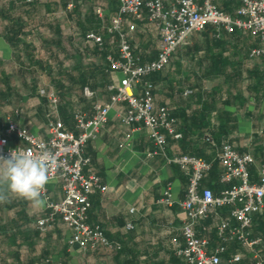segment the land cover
Wrapping results in <instances>:
<instances>
[{"label": "crops", "instance_id": "0c3cea01", "mask_svg": "<svg viewBox=\"0 0 264 264\" xmlns=\"http://www.w3.org/2000/svg\"><path fill=\"white\" fill-rule=\"evenodd\" d=\"M28 2L36 4L32 7ZM90 3L94 4V12L99 5L105 11L103 20L95 13L101 22L99 34L105 39L104 47L97 45L107 54L118 56L117 41L107 30L118 10V2L85 0L81 8L83 15L89 12L90 9L84 8ZM215 3L224 12L236 16L242 0H215ZM49 4L56 8L53 12L47 11ZM70 4L75 7L71 0L68 9H72ZM19 18L22 20L16 25ZM49 23L53 25L49 27ZM54 25L59 27L60 35L53 29ZM124 28L143 63L157 57L160 34L146 13L141 19L128 16ZM12 29L22 39L16 49L4 37L14 32ZM74 30L62 0H0V133L8 128L10 119L20 128L48 138V100L41 95L42 88L54 89L59 94L60 116L66 127L77 133L73 118L76 112L90 119L95 114L96 103L110 102V86L117 85L122 75L110 71L106 58L91 55L96 43L79 38ZM66 37H73V41ZM48 39H61L64 46L67 39L69 49L81 47L85 54L80 65L87 67L89 73L91 68L98 67L99 73L86 86L94 92L93 97L85 95L86 87L82 89L79 84L76 70L70 77L59 75L62 68L57 70L56 77L64 88L62 98L54 84L50 85L49 81L42 84L47 82L44 75L40 76L39 88L33 86L35 77L20 68L23 62L29 64L23 48L32 45L40 58L51 61L43 55ZM261 45L259 38L238 28L229 32L208 26L187 38L165 71L148 78L154 84L155 108L168 107L176 118V131L181 134L179 139L167 135L164 153L153 154L156 146L148 128L122 124L120 116L129 107L126 102L114 105L99 137L88 141L84 152L91 158V164L86 170L99 175L107 186L105 192L90 195L88 222L101 226L111 241L122 244L121 250L102 247L83 250L71 244L72 232L60 217L46 231H41L38 221L48 214L47 198L58 201L63 196L61 181L50 179L45 186L46 205L42 209L14 196L0 203V264H179L174 239L183 243L181 228L186 215L180 202L186 197L188 177L177 164L169 163L168 158L192 155L211 162L212 168L203 184L219 196L232 185L221 181L223 167L218 158L222 145L230 142L240 154L255 158L251 174L252 180L258 182L257 170L264 163V57L254 58L251 51ZM65 58L59 52L56 67L73 70L75 62ZM65 113L69 115L67 118ZM18 142L13 133L10 144ZM168 185L172 189L173 206L160 202ZM230 211V206L217 209L202 221L200 227L206 230L200 235L212 247L221 243L216 227L221 219L229 218ZM260 217H254V238L264 237L257 230ZM129 224L133 228H128ZM230 248L233 251L226 255ZM227 252L228 259L236 253L243 254V264L252 257L249 249L235 241L227 244Z\"/></svg>", "mask_w": 264, "mask_h": 264}, {"label": "built area", "instance_id": "2783aa9c", "mask_svg": "<svg viewBox=\"0 0 264 264\" xmlns=\"http://www.w3.org/2000/svg\"><path fill=\"white\" fill-rule=\"evenodd\" d=\"M116 1L118 10L107 30L117 41L118 56L110 52L106 60L110 71L118 72L122 77L117 85L110 86V90L114 92L110 102L96 103L95 114L90 119L84 113L76 112L73 118L77 133L69 130L60 116L59 94L54 89L42 88L40 93L48 100V138L22 129L10 119L8 128L0 133V155L4 157H8L16 149L33 155L44 151L55 155L56 164L50 169L49 175L51 179L61 181L63 196L58 201L47 198L48 214L38 221V227L41 231H46L60 217L72 232L71 244H77L83 250L102 247L119 251L123 248L121 243L111 241L101 226L88 222L90 195L97 191L105 192L107 186L102 184L99 175L87 172L91 158L85 155L84 149L88 141L99 137L109 121L114 105L126 102L129 107L120 116L122 124L148 128L156 146L153 154L164 153L168 144L167 135L179 139L181 134L176 131L177 121L170 109L166 106L155 108L154 84L148 78L167 69L174 54L188 37L195 32L204 31L208 26L229 32L238 28L261 41L262 45L254 48L251 56L264 57V0H242L236 16L221 10L215 0ZM72 7L70 4L69 8ZM95 13L99 19L105 18L102 6H97ZM144 13L161 39L157 57L148 63H143L135 53L130 34L124 28L128 16L141 19ZM86 40L101 47L105 44L104 37L95 32L89 33ZM84 93L88 97L94 96V92L88 87ZM13 133H16L19 142L11 145L10 136ZM218 158L223 167L221 181L232 183L219 196L203 184L212 168L211 162L192 155L168 158L169 163L177 164L188 177L186 197L180 202L186 215L181 228L183 243L174 239L179 264H222L227 244L232 241L249 249L252 257L244 264H264V237H253L254 217L260 215L264 219V163L257 170L258 182H254L251 166L255 165V158L251 154H240L230 142H226L222 145ZM171 190V185H168L161 203L174 205ZM45 194L44 189L43 195ZM226 206L231 207L230 216L221 219L216 227L221 243L212 247L210 241L200 235L202 230H206L200 227L201 223L213 211ZM128 228L133 226L129 224ZM227 264H243V254L236 253L227 260Z\"/></svg>", "mask_w": 264, "mask_h": 264}, {"label": "trees", "instance_id": "16d2710c", "mask_svg": "<svg viewBox=\"0 0 264 264\" xmlns=\"http://www.w3.org/2000/svg\"><path fill=\"white\" fill-rule=\"evenodd\" d=\"M70 2H71V0H62V6H63V9L66 11L67 18L71 21L72 24H74V27H75L74 33L79 38H84V39H86V36L91 32L99 33L100 28H101V22L99 19H97L95 12L92 8L94 6V4L90 3L89 12L86 13L85 15H83L81 12V8L84 5L85 0H73L75 7L72 9H68V5ZM28 4H30L32 7H34V5L36 3L28 2ZM55 9L56 8L54 7L53 4H49L47 7L48 12H53ZM17 20L18 21H16V25H19L20 24L19 22L22 19L19 18ZM52 25L53 24L49 23V27H51ZM53 29L57 33L60 32L59 27L56 25L53 26ZM12 31H14V32H12L11 34H5L4 37H5V40L11 46H13L16 49L22 44V39H20V37H19L20 36L19 32H15L16 30H14V29H12ZM60 34L61 33H58V35H60ZM68 39L71 42L73 41V37H68ZM46 44H47L46 53H47L48 59L51 60L53 63L57 62L58 53L61 52L65 55L66 58L69 55H71V59H72V61L75 62V65L73 66V70H69V69H66L63 67H60V68L57 67L56 68V66H54L51 63V61H45L43 58H40L37 54L36 49L34 47H32V45L30 46L29 44H27V45H25L23 50L25 52L26 57L29 60V64L25 65V63L23 62L21 64V66L24 68H22V67H20V68L22 70H25L26 72H28L31 76L35 77L34 78L35 81H34L33 86L35 85L36 87L38 86V88H39L40 76L46 75L49 77V82L54 84V86L60 90V93H62V96H61V98H62L64 96V91H63L64 88L62 86L61 81H59L56 77V76H58L59 69L62 68V70L59 71V75L68 76V77H70L72 75V73L74 72V70H76L78 72V76L80 78L79 84H81L82 89L90 84L89 83L90 78L96 77V75L99 73L98 67L91 68L92 70L89 73L87 67H82L80 65V61L83 57V54H85L84 51L81 49V47H75L74 46V49L72 50V53L70 54L68 52L69 50H67V48H65V46L63 45V41L61 39H48V40H46ZM53 46L54 47L57 46V49L55 50ZM87 51L91 52L89 50H87ZM91 55L96 56V57H101L103 60L106 58L107 53L104 52L96 44L95 48L91 52ZM108 67H109V65H108ZM3 83L5 84L6 88H8L7 80H4ZM46 89L48 90V88H46ZM113 94H114V92H112V94L110 96V100H111V97ZM43 97L46 98V96H43ZM61 110H62V108H61ZM64 115L66 118L69 116L68 113L67 114L65 113ZM254 222H256L255 219H254ZM257 223H258V225H257L258 229L257 230L261 231L262 234H264L263 216H261L259 219H257ZM232 251H233L232 248H230L226 255H228ZM226 255L224 254L222 256V260H223L222 264H227L228 257Z\"/></svg>", "mask_w": 264, "mask_h": 264}, {"label": "clouds", "instance_id": "9594fccd", "mask_svg": "<svg viewBox=\"0 0 264 264\" xmlns=\"http://www.w3.org/2000/svg\"><path fill=\"white\" fill-rule=\"evenodd\" d=\"M55 164L56 157L50 151L33 155L16 149L8 157L0 155V201L14 196L42 209L46 205L43 192Z\"/></svg>", "mask_w": 264, "mask_h": 264}, {"label": "rangeland", "instance_id": "374dc122", "mask_svg": "<svg viewBox=\"0 0 264 264\" xmlns=\"http://www.w3.org/2000/svg\"><path fill=\"white\" fill-rule=\"evenodd\" d=\"M85 5L87 6L88 4H85ZM87 7H88V8H84L85 11L88 10V9H90V8H89L90 5H88ZM68 26H69V25H66L65 27H68ZM66 38H68V37H66ZM65 43H66V44H65L66 48L69 50L68 52L71 54L73 49H72V48L69 49V46H68L69 44H68V40H67V39H65ZM43 55L46 56L47 53H43ZM61 55L64 56L63 53H61ZM68 57H69V58H68ZM68 57H67V60L72 61V59H71V55H69ZM65 59H66V58H65ZM53 65L56 66V63L54 62ZM56 68H57V67H56ZM56 72H57V71H56ZM44 77H45V79L47 80V82L44 81L45 83H42V84H45V85L49 84V82H48V81H49V77L46 76V75H44ZM50 85H53V84L50 83ZM53 86H54V85H53Z\"/></svg>", "mask_w": 264, "mask_h": 264}, {"label": "water", "instance_id": "95a60500", "mask_svg": "<svg viewBox=\"0 0 264 264\" xmlns=\"http://www.w3.org/2000/svg\"><path fill=\"white\" fill-rule=\"evenodd\" d=\"M7 194V193H6ZM3 202V201H0V203Z\"/></svg>", "mask_w": 264, "mask_h": 264}]
</instances>
